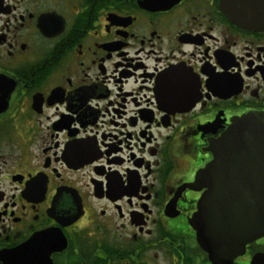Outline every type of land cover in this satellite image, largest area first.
I'll return each mask as SVG.
<instances>
[{
    "label": "flooded vegetation",
    "instance_id": "1",
    "mask_svg": "<svg viewBox=\"0 0 264 264\" xmlns=\"http://www.w3.org/2000/svg\"><path fill=\"white\" fill-rule=\"evenodd\" d=\"M143 1L0 0V264H264L194 223L211 144L264 116V30Z\"/></svg>",
    "mask_w": 264,
    "mask_h": 264
},
{
    "label": "water",
    "instance_id": "2",
    "mask_svg": "<svg viewBox=\"0 0 264 264\" xmlns=\"http://www.w3.org/2000/svg\"><path fill=\"white\" fill-rule=\"evenodd\" d=\"M143 2L148 8L156 3ZM237 8L238 16L232 9L227 13L238 26L264 30V0H237ZM210 149L213 159L196 177L203 193L194 223L206 251L212 252L214 240L236 251L264 236V116L233 120Z\"/></svg>",
    "mask_w": 264,
    "mask_h": 264
}]
</instances>
